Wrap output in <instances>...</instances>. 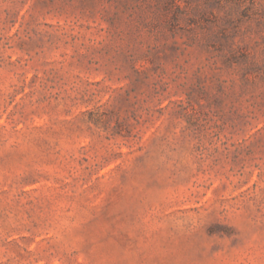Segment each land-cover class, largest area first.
<instances>
[{"label": "rangeland", "instance_id": "rangeland-1", "mask_svg": "<svg viewBox=\"0 0 264 264\" xmlns=\"http://www.w3.org/2000/svg\"><path fill=\"white\" fill-rule=\"evenodd\" d=\"M0 264H264V0H0Z\"/></svg>", "mask_w": 264, "mask_h": 264}, {"label": "trees", "instance_id": "trees-1", "mask_svg": "<svg viewBox=\"0 0 264 264\" xmlns=\"http://www.w3.org/2000/svg\"><path fill=\"white\" fill-rule=\"evenodd\" d=\"M246 0H239L240 3H244Z\"/></svg>", "mask_w": 264, "mask_h": 264}]
</instances>
